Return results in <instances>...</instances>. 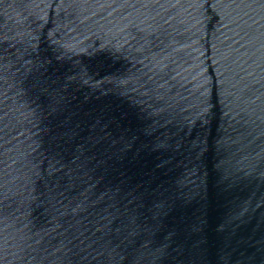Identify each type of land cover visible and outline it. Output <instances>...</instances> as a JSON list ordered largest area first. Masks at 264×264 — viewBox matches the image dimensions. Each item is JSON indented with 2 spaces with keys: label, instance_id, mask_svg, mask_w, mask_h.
I'll list each match as a JSON object with an SVG mask.
<instances>
[{
  "label": "water",
  "instance_id": "95a60500",
  "mask_svg": "<svg viewBox=\"0 0 264 264\" xmlns=\"http://www.w3.org/2000/svg\"><path fill=\"white\" fill-rule=\"evenodd\" d=\"M0 264H264V0H0Z\"/></svg>",
  "mask_w": 264,
  "mask_h": 264
}]
</instances>
